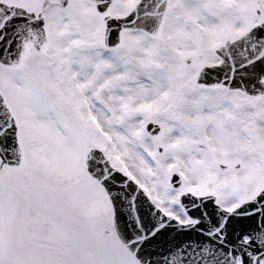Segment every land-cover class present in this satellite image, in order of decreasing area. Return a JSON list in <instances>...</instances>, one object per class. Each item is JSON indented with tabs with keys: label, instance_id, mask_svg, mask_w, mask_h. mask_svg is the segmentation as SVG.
<instances>
[{
	"label": "snow or ice",
	"instance_id": "snow-or-ice-1",
	"mask_svg": "<svg viewBox=\"0 0 264 264\" xmlns=\"http://www.w3.org/2000/svg\"><path fill=\"white\" fill-rule=\"evenodd\" d=\"M0 264H264V0H0Z\"/></svg>",
	"mask_w": 264,
	"mask_h": 264
}]
</instances>
